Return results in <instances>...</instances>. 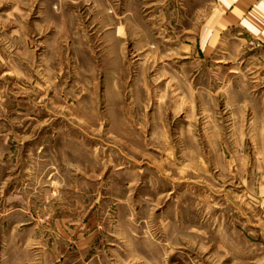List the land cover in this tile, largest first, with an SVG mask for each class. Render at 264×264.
Wrapping results in <instances>:
<instances>
[{"label": "rangeland", "instance_id": "374dc122", "mask_svg": "<svg viewBox=\"0 0 264 264\" xmlns=\"http://www.w3.org/2000/svg\"><path fill=\"white\" fill-rule=\"evenodd\" d=\"M162 3L0 0V264H264L262 54Z\"/></svg>", "mask_w": 264, "mask_h": 264}, {"label": "crops", "instance_id": "0c3cea01", "mask_svg": "<svg viewBox=\"0 0 264 264\" xmlns=\"http://www.w3.org/2000/svg\"><path fill=\"white\" fill-rule=\"evenodd\" d=\"M161 11L162 36L175 38L183 54L191 45L193 60L228 63L233 49L246 48L262 54L264 67V0H163ZM165 11H176L175 19H165Z\"/></svg>", "mask_w": 264, "mask_h": 264}]
</instances>
